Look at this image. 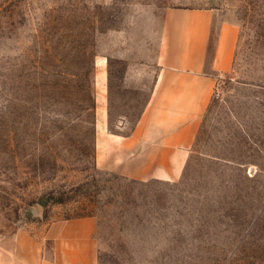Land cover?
Returning <instances> with one entry per match:
<instances>
[{
	"label": "rangeland",
	"instance_id": "374dc122",
	"mask_svg": "<svg viewBox=\"0 0 264 264\" xmlns=\"http://www.w3.org/2000/svg\"><path fill=\"white\" fill-rule=\"evenodd\" d=\"M172 9L239 38L181 178L138 181L96 165L95 110L130 133ZM22 227L91 228L97 264H264V0H0V237Z\"/></svg>",
	"mask_w": 264,
	"mask_h": 264
},
{
	"label": "crops",
	"instance_id": "0c3cea01",
	"mask_svg": "<svg viewBox=\"0 0 264 264\" xmlns=\"http://www.w3.org/2000/svg\"><path fill=\"white\" fill-rule=\"evenodd\" d=\"M238 38V26L216 11H167L153 82L130 133L110 134L106 110L97 102L96 165L138 181H178L195 152L218 78L233 66ZM0 264H97L92 229L31 233L22 227L0 237Z\"/></svg>",
	"mask_w": 264,
	"mask_h": 264
}]
</instances>
